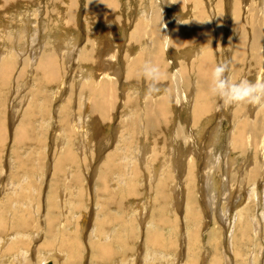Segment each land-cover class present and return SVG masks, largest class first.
<instances>
[{"label":"bare ground","instance_id":"6f19581e","mask_svg":"<svg viewBox=\"0 0 264 264\" xmlns=\"http://www.w3.org/2000/svg\"><path fill=\"white\" fill-rule=\"evenodd\" d=\"M134 1L139 5L140 17L132 20L129 34H124L125 45L134 52L122 53V34L115 33V29L127 26L130 19L119 20V25L113 23L123 17L120 0H0V14L7 13L21 20L20 36L26 38L21 45L16 44L15 36L8 51L6 47L0 50V87L3 88L0 104H9L8 108L14 110L16 98L27 101L18 118H15L16 110L9 116L10 120L5 110H0L1 153L8 144L7 138H11V148L5 150L7 160L0 162V180H3L0 182L3 189L0 193V257H5L1 262L10 257L19 263L21 254L25 256L24 250L38 240L42 230L40 253L52 258L53 264H81L85 251L89 256L86 253L83 258L92 264H182L184 257L186 264H204L205 256L199 255L200 251L196 255L194 251L195 245L199 246V233L204 229L199 224L204 220L202 224L207 227L208 223L200 213L202 209L207 210L198 197H206L205 205L216 212L222 192L227 191L230 198L237 190L232 189L236 178L245 175L247 182L240 188L248 185V189L250 183L264 177V103L228 105L210 91L211 72L218 62L228 63L227 76L233 81L264 79V0H213L212 7L206 4L211 0ZM40 3H44L48 17H58L60 21L56 24L63 31L50 36V43L47 38L45 42L43 37L39 38V46L29 49L26 44L34 40L30 32L37 33L31 24L33 17L40 13ZM62 3L68 7L59 13L49 8ZM81 5L82 22L87 29L83 41L77 20ZM170 7L173 9L168 13ZM90 23L93 30H89ZM9 27L10 21L1 25L2 30ZM103 32H107L110 39L104 41ZM9 34L5 40H11ZM211 38L214 49L217 47L222 54L219 59L210 47ZM186 46L193 47V51H185L187 58L180 59L175 71L169 72V66H174L175 62L165 55L167 57L172 48L182 51ZM101 51H106V59ZM11 52L15 58L18 56L17 60L6 55ZM145 62L160 67L159 88L163 93L147 94L149 81L142 75ZM74 67H78L74 73L76 83L65 79L67 71L73 73ZM14 75L15 79L24 81L22 87L27 95L22 96L20 90L15 91L10 86ZM67 78L70 80V76ZM56 98L59 99L58 103L55 101L57 105L53 101ZM182 112L185 119H176ZM223 116L229 128L224 133L218 128ZM96 119L105 120L109 125L114 121V142L104 155L89 149V138L85 135L82 140L78 139L75 150L66 138L65 145H58V154L52 141L49 145L45 143V136L48 139L51 136L50 127L62 129L61 133H68L70 137L73 133L81 135L88 125L94 126ZM45 150H50L51 162H48L50 157L46 160ZM239 158L241 162L230 168ZM218 165L225 168L221 170ZM216 170L224 173L218 190L213 185L216 179H212ZM43 172H49V177L43 179ZM196 180L200 191L195 190ZM79 189V194L72 196ZM260 189L262 196L257 198L263 199L260 219L256 223L251 217L250 225V220L245 221L240 216L241 225L235 226L240 232V242L251 238L246 231L257 237L264 234V184ZM248 191L253 193V187ZM148 195L151 196L149 206L154 203L155 207L149 218L143 214V225L142 219H138L141 234L138 232L136 236V212L140 213L142 207L146 212L147 206H143L147 203L144 202L140 208L136 200ZM92 200L94 220L87 243L83 244L78 233L85 230L84 215L82 212V216H77L76 212ZM40 208H45L41 214L43 219H36L34 212ZM70 208L74 209L71 214ZM181 210L183 228L174 216ZM204 214L209 215L208 211ZM179 226L181 237L177 234ZM227 229L223 228V235L231 242L230 238L233 241L236 234L231 235L232 227ZM172 231L176 236L171 237ZM216 231L208 227L210 240ZM257 246L258 254L254 251L249 254L247 264L258 263L254 256L263 258L264 245L262 247L261 242ZM223 258L227 263L228 256L223 255ZM220 259L212 257L207 264H221Z\"/></svg>","mask_w":264,"mask_h":264},{"label":"rangeland","instance_id":"374dc122","mask_svg":"<svg viewBox=\"0 0 264 264\" xmlns=\"http://www.w3.org/2000/svg\"><path fill=\"white\" fill-rule=\"evenodd\" d=\"M121 2H122V7H121V12H122V14H123V17H121V18H116L114 21H113V23H115V24H117V25H119V20L121 21H125V19H130L129 21H127L126 23H127V26H123V28H122V26L121 27H118V28H116L115 29V33H119V34H122V35H120V39L123 41V42H120L124 47H122L121 46V50L120 51H122V53H125V52H130V53H132V52H134L133 51V49H131V51H129V48H128V46H126L125 45V43H126V41H127V39H126V36L124 37V34H129V30H130V26H132V20H135L137 17L139 18L140 16H139V14H138V12H139V5H137L138 3H136L134 0H129V1H132V2H129L128 0V2L127 3H125V1L124 0H120ZM123 3L125 4V5H123ZM206 4H208V5H210L211 7L213 6V0H211V2L209 1V2H206ZM40 5H42V6H40ZM44 5V3H40L39 5H38V8L40 9L39 11H40V13L39 14H36V17H33V19H34V22L31 24V26L34 28V29H36V31H37V33H36V35L34 34V33H32V32H30V38H33L34 40H30L31 41V43H30V41H28V43L26 44L28 47L27 48H29L30 49V47H32V48H34V46L35 45H38L39 46V38H41V37H43V39H44V42H45V40H46V38H47V42L49 41V43H50V39H51V37L50 36H54V35H56V33L57 32H60V31H63L61 28H60V26H57V24H56V21H57V19H58V17L57 16H54L53 18H52V16L51 17H48L47 15H46V13H45V5ZM66 7H65V6ZM68 4H65V3H62V7L60 6V5H58V6H55L54 7V5H50L49 6V8H54L55 10H57V12L59 13V11L60 10H62V9H66L68 6H67ZM135 5H137V7L135 6ZM124 6V7H123ZM132 6V7H131ZM79 10H78V12L77 13H79L78 15H79V17H78V15H77V20L79 21L78 22V27H79V31H80V36H82L81 37V40L83 41V40H85V36H86V28H85V25H84V23L82 22V19H83V11H81L82 10V5L81 6H79ZM136 8V9H135ZM139 8V9H138ZM126 9V10H125ZM129 9L131 10V11H129ZM138 9V10H137ZM173 9V7H170L167 11H168V13H171L170 11ZM208 9V8H207ZM125 10V11H124ZM135 10V11H134ZM174 10H175V8H174ZM81 11V12H80ZM126 11H128V12H126ZM176 11V10H175ZM177 12H178V10H177ZM191 12V11H190ZM173 13V12H172ZM130 14V15H129ZM135 14V15H134ZM83 15V16H82ZM132 15H134V16H136V17H133ZM9 15L6 13V15H1L0 14V40L2 41V43H1V41H0V50L1 49H4L5 50V47H6V51H8L9 50V48H11L12 46H13V43H11V41H13V39H14V37L16 36V39H15V42H16V44H23L24 43V41L26 40V38H24L23 36H20L21 34H22V32H21V30H22V28H18V26L21 24V20L20 21H18V20H16V18L14 19L13 17H8ZM50 16V15H49ZM126 16V17H125ZM212 16V17H211ZM210 16V20L211 19H213V15H211ZM31 19H32V17L31 16H29ZM10 18V19H9ZM124 18V19H123ZM135 18V19H134ZM9 19V20H8ZM18 19V18H17ZM91 20V19H90ZM10 21V27L7 29V30H5V29H1V25L4 23V24H7V22H9ZM58 21H60V20H58ZM58 21H57V23H58ZM92 21V20H91ZM116 21V22H115ZM47 22L49 23V24H47ZM124 23V22H123ZM211 23H212V20H211ZM59 24L61 25L62 23L61 22H59ZM22 25H23V22H22ZM207 27H209L208 26V24L206 25ZM22 27V26H21ZM127 27V28H126ZM32 28V29H33ZM92 28V26H91V23H90V29L89 30H93V29H91ZM96 29H98L99 30V28H96ZM128 29V31H126ZM10 30V31H9ZM52 30V31H51ZM60 30V31H59ZM124 30V31H123ZM228 29H226L225 31H227ZM10 32V34H9V32ZM122 31V32H121ZM71 32V31H70ZM40 33V34H39ZM52 33V34H51ZM55 33V34H54ZM105 33V34H104ZM9 34V36L10 35H12V36H10V38H11V40H9L8 38H6V40L8 39V41H10V42H8V41H6L5 40V37H7V35ZM103 34H104V36L102 35V37H104V41L106 40V39H110V35L107 33V32H103ZM107 34V36H105ZM33 36V37H32ZM17 38L19 39V40H17ZM50 38V39H49ZM83 38V39H82ZM106 38V39H105ZM49 39V40H48ZM5 40V41H4ZM20 41V42H19ZM125 41V42H124ZM3 42L5 43V44H3ZM17 42H19V43H17ZM22 42V43H21ZM26 42V41H25ZM10 43H11V45H10ZM32 43H33V45H32ZM32 45V46H31ZM4 46V47H3ZM3 47V48H2ZM7 47H8V50H7ZM211 49H212V52L215 54V51H216V56L218 57V59H219V56H220V54H221V52H219V50L217 51L216 50V48L214 49V45H213V39L211 38ZM185 48H186V50H185ZM185 48H183L182 49V51L181 50H177V49H175V48H172V50H170V51H168V54H167V57H166V55H165V58H167V59H170V58H172L171 60H173L174 62H175V65L174 66H172V67H170L169 66V72H174L175 71V69H176V67H177V62L180 60V59H185V58H187V56L185 55L186 54V52H188V53H190L191 51H193V47H190V46H186ZM14 49V52L15 53H17L16 52V48H13ZM12 49V50H13ZM186 51V52H185ZM102 52V51H101ZM106 52V51H105ZM101 53V55L102 54H104V57H103V59H106L107 58V54L106 53ZM177 53V54H176ZM187 53V54H188ZM219 53V54H218ZM223 53V52H222ZM229 52H226V54H228ZM98 54H100V53H98ZM170 54V55H169ZM7 56L9 55V58H13V59H16L17 60V58H18V56L15 58V55H14V53L13 52H11L10 54L9 53H7L6 54ZM106 55V56H105ZM181 55V56H180ZM222 55V54H221ZM178 56V57H177ZM223 56H225V53H223ZM191 59V58H190ZM189 59V60H190ZM188 60V61H189ZM185 62V64L184 65H186V66H184V71H185V67H188V63L189 62ZM177 64V65H176ZM18 68V67H17ZM17 68H15L16 70H17ZM175 68V69H174ZM16 70H14V71H16ZM78 70V67L77 68H73V73L72 72H70L69 73V71H67V73H68V75L67 74H65V76H67V77H69L70 76V80H69V78H67V77H65V79H68V81H74V83H76V81L78 82V80H77V76L76 77H74L75 75H74V73H76V71ZM171 70V71H170ZM75 71V72H74ZM16 73H17V71H16ZM15 76L16 75H14V79L12 80L11 79V81H10V86H13V89H15V91L16 90H20L19 91V93L20 94H22V96H25V95H27L26 94V92H24V87H22V85L24 84L23 82L24 81H20V80H18L17 79V77H16V79H15ZM72 78H74V79H76V80H74V79H72ZM18 80V81H17ZM239 80V79H238ZM237 81V80H236ZM13 82V83H12ZM13 84V85H12ZM17 84V85H16ZM1 86V85H0ZM16 86V87H15ZM0 89H3V88H1L0 87ZM161 91H159V92H161V93H163V90L162 89H160ZM1 92H2V90H0V94H1ZM28 92V91H27ZM157 94V93H156ZM29 95V94H28ZM63 97V96H62ZM16 98V97H15ZM54 101V103H55V105H57V103H58V101H59V99L58 98H56V100H53ZM53 101H52V103H53ZM57 103H56V102ZM26 102L27 101H23V102H21L20 100H17V98H16V100H14V104H15V109L13 110H10V108H8L9 107V104H6V103H2V104H0V110H2V111H4V113L7 115V117H8V120H10V118H9V116H11L12 117V114H13V112L15 111L17 114L15 115V118H18L19 116H21V114L23 113V107H24V105L26 104ZM24 103V104H23ZM4 104H6V109H5V107H4ZM11 107H13L12 105H10ZM3 107V108H2ZM11 111V112H10ZM11 113V114H10ZM18 115V116H17ZM224 118V119H223ZM176 119H180V120H184L185 119V113H183L182 112V116L180 115V117L179 118H176ZM112 120V119H111ZM110 120V121H111ZM226 120L225 119V117L223 116L222 117V122L220 123V125H219V130H220V128H221V130L220 131H223V133L225 132L224 130H228L229 128H228V123H227V121H224ZM108 122L106 121L105 122V120H103V122H101V121H99V120H95V123H94V126H92V125H88L87 126V128H86V132L84 131H82V134L81 135H78L77 133H73L74 135H72V137H71V135H70V137H68V133L66 134V133H61L62 132V129H61V131L60 130H58V129H55V130H52L53 128H49V130L51 131V133H50V135L51 136H49V138L50 139H48L47 138V135L45 136V134H44V136H45V143L47 142V145H49V143H50V141H52V144L54 145V147H56L57 148V150H56V153L58 154L60 151H59V148L62 146V145H65V143H66V138H69L70 139V141L72 142L71 144H72V146H73V148H74V150L76 149V143H77V141H78V139H80V140H82V138H83V136L85 135L86 137L88 136V138H89V149H91L93 152H97V153H99V152H103L102 153V155H104L105 154V151L106 150H108V149H110L111 147H112V145H113V142H114V121L112 120V122H111V126L109 125V124H107ZM99 124V125H98ZM108 126H110V127H108ZM113 129V130H112ZM48 130V133L50 132ZM57 130V131H56ZM80 131V130H79ZM99 131V132H98ZM58 132H60V134L58 133ZM98 132V133H97ZM80 133V132H79ZM222 133V132H221ZM58 134V135H57ZM66 134V135H65ZM88 134V135H87ZM61 135V136H60ZM10 136V135H9ZM54 136L55 137H57V138H54ZM59 136V137H58ZM66 136V137H65ZM78 136V137H77ZM74 137V138H73ZM81 137V138H80ZM86 137H84V140H85V138ZM52 138V139H51ZM65 138V139H64ZM10 137H8L7 138V142H8V144L6 143V149H10L11 148V146H10ZM60 139V140H59ZM59 142H57V141ZM61 140H64V142L62 141V142H60ZM56 143V144H55ZM51 144V145H52ZM61 146H60V145ZM82 144H84V143H82ZM81 144V145H82ZM35 145V144H34ZM34 145H33V147H34ZM60 147H59V146ZM10 146V147H9ZM83 146V145H82ZM8 147V148H7ZM84 147H85V144H84ZM55 148V149H56ZM88 148V147H87ZM218 148H219V146H218ZM5 149V150H6ZM94 149V150H93ZM3 151H2V153L0 152V162L2 163V161L3 160H7L6 159V157H5V150L4 149H2ZM26 151H28V150H26ZM42 151H43V148H42ZM78 151V150H77ZM88 151V150H87ZM90 151V150H89ZM225 151V149L224 150H222V152H224ZM47 152V153H46ZM55 153V154H56ZM45 154H46V160L48 161L49 160V157H50V160L48 161V162H51L52 161V156H50L49 154H50V150H49V152L48 151H46L45 150ZM88 154H86V156H87ZM96 156V155H95ZM236 157H239V156H236ZM88 158H89V156H88ZM100 158V157H99ZM238 161V162H237ZM241 162V159L239 158V159H236L235 160V163L232 165V166H230V168H234L235 167V165H237L238 163H240ZM182 165V164H181ZM219 165H220V163H219ZM218 165V166H219ZM199 166V165H198ZM219 168L222 170V169H224L225 168V166H224V168H223V166L221 165V166H219ZM198 171H199V169H198ZM44 173V172H43ZM214 173L215 174H213L212 175V179L214 178V179H216L217 181H219V182H217L216 180H214L213 181V185L215 184V186L214 187H216V189L218 190V189H221V183H220V178H221V176H222V174H224V173H221L220 172V170H216V171H214ZM198 174V173H197ZM221 174V175H220ZM46 175H47V177H46ZM229 175H230V172H229ZM2 176V175H1ZM214 176V177H213ZM49 177V172L47 173V174H45L44 173V178L43 179H46V178H48ZM219 177V178H218ZM245 177V178H244ZM241 178V179H240ZM240 179V180H239ZM246 179V176L244 175V176H242V177H239V178H236V181H234V184L232 185V189H236L237 188V190L235 191V192H233V194H232V196L230 197V198H228V194H227V191H226V193L224 194L223 192H222V196L220 197V198H218L219 199V201H217V204H216V206H215V209H216V212H214V210L213 209H211V208H209V207H207L208 206V204H207V206L205 205V202H206V197H203L202 198V196H200V197H198L199 198V202H201L203 205H204V207H205V209L208 211V213H209V215H205L204 213L205 212H207V211H205V210H203L202 208V210H200V213H201V215L203 216V218L207 221L208 220V223H207V227H204V225L202 224V223H204L205 221L203 220V222L201 223V224H199V226H201V229H203L202 230V232H200L199 233V236H198V247H196V245H195V248H197V249H194V251H195V253H196V255H198L199 254V251H200V254L199 255H201V254H203L204 256H205V261H204V264H207L208 263V261L212 258V257H218L220 260H221V264H247V262H248V255L249 254H253V251L254 252H257V244H260L261 242H262V247H263V245H264V243H263V240H264V234L262 235V233L259 235V237H257V236H255L254 235V233L253 232H248V231H246V235L248 236V237H251V238H248V239H246L245 241L246 242H244V239H242V241L240 242V239H239V235H240V232L236 229V225H241V223H240V221L243 219V220H245V221H248V220H250V221H248V222H250V225L252 224L251 222L253 221V219H255V221H256V223L258 222V220L260 219V211H261V209H260V206H263V204H261L262 203V201H263V199H261V200H258L257 198H261V196H262V193H261V186H262V184H264V177H262V178H257L255 181H253L252 183H250V184H252V185H250V187L248 188L249 190H251L252 189V187H253V193H250V191H248V189H246L247 187H248V185L244 188V189H241L240 187H241V185L242 186H244L245 184H246V182H247V180H245ZM1 181H3V180H0V182ZM216 182H217V184H216ZM238 182V183H237ZM139 183H140V181H139ZM197 183V184H196ZM236 183V184H235ZM238 184V185H237ZM254 184V185H253ZM238 187H237V186ZM255 186V187H254ZM35 188H36V186H35ZM243 188V187H242ZM37 189V188H36ZM198 189V191H200V187H199V181L198 180H196V182H195V190H197ZM239 189H241L240 191H239ZM141 190H143L142 188H141ZM3 191V189H2V186H0V193ZM79 191H80V189L79 190H77V192H75L74 194H72V196H77L78 194H79ZM260 191V192H259ZM249 192V193H248ZM258 192L260 193V194H258ZM235 193V194H234ZM198 194H201V193H198ZM149 195H153V193H150ZM149 195L148 196H146L144 199H142L141 198V200H140V202H139V200H136L138 203H140V208L142 207V205L143 204H145L146 202V204L145 205H143V206H146V212H145V207H142L141 208V210L142 211H140V213H138L139 211H137L136 212V219H135V235L137 236L138 235V232H139V234H141V230H139L140 229V227L138 228V226L140 225V220H138V219H142L141 220V223H142V225H143V218L142 217H144L145 216V214H147V218H149L150 216H149V214H150V212H151V214H152V209H153V207H155V204L154 203H151V206H149V203H150V198H151V196L149 197ZM227 195V196H226ZM233 195H235V196H233ZM251 195V196H250ZM253 195V196H252ZM261 195V196H260ZM251 198H250V197ZM256 198V199H255ZM58 199H59V197H58ZM225 199V200H224ZM100 200H103V199H100ZM143 200V201H142ZM223 200V201H222ZM258 200V201H257ZM149 201V202H148ZM204 203H203V202ZM98 202H101V201H99L98 200ZM145 202V203H144ZM143 203V204H142ZM98 204V203H97ZM219 204V205H218ZM237 205H239V206H237ZM241 205V206H240ZM247 205H248V207H247ZM97 206H99V205H97ZM221 206V207H220ZM41 207H42V204H41ZM94 201L92 200V201H89V202H87V205L84 207V208H82V210L81 211H77L76 213V215L78 216V215H80V216H82V212H83V215H84V225H85V230H83L82 232H80V233H78V235L80 236H78L79 238H81L80 240H81V242L84 244L85 242L87 243V238H88V235L87 234H89V232H90V230H91V224H92V222H93V220H94V213H93V211H94ZM101 207V206H100ZM243 207H244V209H243ZM135 208H137V207H135ZM149 208V209H148ZM217 208L219 209L218 210V212H217ZM223 208V209H222ZM247 208H248V210H247ZM254 208V209H253ZM44 209V210H43ZM40 208V210H36L35 212H34V217L36 218V219H39V218H42L43 219V217H42V211L44 212L45 211V208ZM96 209H98V208H96ZM138 209V208H137ZM144 209V210H143ZM243 209V210H242ZM251 209V210H250ZM70 210H72V211H70V214H71V212H74V209L73 208H70ZM136 210V209H135ZM148 210H150V211H148ZM112 211H113V209H112ZM148 211V212H147ZM238 211V212H237ZM223 212V213H222ZM249 212V213H248ZM40 213V214H39ZM81 213V214H80ZM179 213V214H178ZM217 213V214H216ZM139 215V217H138V215ZM143 214H144V216H143ZM239 214V215H238ZM244 214V215H243ZM246 214V215H245ZM184 214H183V211L181 210V212H177L176 214H174V216H177L178 217V219H179V221H181L180 222V224L182 225V228H183V226H184V221H183V216ZM243 216V218L242 217H240V216ZM141 216V217H140ZM149 216V217H148ZM246 216V217H245ZM257 216V217H256ZM253 219H252V218ZM92 219V220H89V219ZM242 218V219H241ZM214 219V220H213ZM235 219V220H234ZM248 219V220H247ZM258 219V220H257ZM138 220V221H137ZM234 220V223H232V221ZM87 221H90V223L89 222H87ZM92 221V222H91ZM182 221H183V224H182ZM151 221H149V222H147V223H150ZM215 222V224H213V223ZM260 222V221H259ZM229 223V224H228ZM138 225V226H137ZM137 226V227H136ZM214 226V227H213ZM218 226V227H217ZM256 226H257V224H256ZM208 227L210 228H212V230H217L216 231V234L214 233V237H212V239L210 240L209 239V237H208ZM216 227H217V229H216ZM224 227H226V229H227V231L228 230H230V228L232 227L233 229H232V232H231V235L233 236L234 234H236V237H234V238H236L237 240H235L234 238H233V241H232V237L230 238V240H231V242L229 241V239L227 240V238L226 237H224V235H223V228ZM182 228H181V226H179V228H178V232H177V234H178V236L180 235V232H181V230H182ZM263 228V227H262ZM180 229V230H179ZM200 229V230H201ZM252 229V228H251ZM164 230V229H163ZM207 230V231H206ZM263 230V229H262ZM204 231V232H203ZM219 231H221V232H219ZM236 231V232H235ZM252 231H253V229H252ZM175 231H172V235H171V237L174 235V236H176V232L174 233ZM239 232V233H238ZM248 232V233H247ZM42 233V234H41ZM41 233H39L38 234V240H34V241H30L31 243H33V244H31V246L30 247H28V249H25L24 250V253H25V256L23 257V259L21 260L20 259V261H19V263H17V262H14L13 260H11V258L10 257H8L7 258V260L4 262H1L0 261V264H21V263H24V262H27V264H53V259L52 258H47V257H45V256H42V254L40 253V246H39V244L41 243V237H43V231L41 230ZM218 233V234H217ZM220 234V235H219ZM173 236V237H174ZM219 236V237H218ZM179 237H181V236H179ZM216 237V238H215ZM218 237V238H217ZM262 237V238H261ZM215 239V240H214ZM216 239H219V241L218 240H216ZM260 239H261V242H259L260 241ZM181 240V239H180ZM212 241H214V243L212 242ZM217 241V242H216ZM227 241V242H226ZM37 242H39L38 244H37ZM229 242H230V244H229ZM235 242H238V243H235ZM211 243V244H210ZM244 243V244H243ZM37 244V245H36ZM216 244V245H215ZM220 246H219V245ZM20 245H22V246H24L23 244H20ZM232 246H235V247H232ZM201 247V248H200ZM36 248H38V249H36ZM176 249H178V245H176L175 246V250ZM217 249V250H216ZM254 249V250H253ZM235 250V251H234ZM242 250V251H241ZM250 250V251H249ZM179 251V250H178ZM232 252H233V255H232ZM237 254H236V253ZM264 252V251H263ZM88 254V256H89V252H86L85 251V254ZM230 253V254H229ZM246 255H245V254ZM248 253V254H247ZM41 254V255H40ZM85 254H83V256L85 255ZM257 254H258V252H257ZM28 255V256H27ZM220 255H221V257H220ZM223 255L225 256V255H227L228 256V260H227V263H225V261H223L224 260V258H223ZM264 255V254H263ZM1 256V255H0ZM38 256H39V258H38ZM41 256V257H40ZM83 256H82V258H81V261H83L81 264H89V262L92 264V261H89V259L87 260V259H84L85 257H86V255H85V257L83 258ZM230 256V257H229ZM26 257V258H25ZM236 257V258H235ZM238 257V258H237ZM255 258H257L256 260H255V262L257 261L258 263L257 264H261L262 262H263V260H264V256H263V258L260 256V255H258V256H254ZM261 257V258H260ZM5 257H0V260L1 259H4ZM40 258H41V262H40ZM45 259V261H44V259ZM231 258V259H230ZM244 258H246V259H244ZM234 259V260H233ZM240 259V260H239ZM236 260V261H235ZM237 260H238V263H235V262H237ZM183 261V262H182ZM181 262H182V264H186V262L185 261H187V260H185V257L183 258V260H182ZM246 261V262H245ZM262 261V262H261ZM35 262H37V263H35ZM94 262V261H93ZM25 264V263H24Z\"/></svg>","mask_w":264,"mask_h":264},{"label":"clouds","instance_id":"9594fccd","mask_svg":"<svg viewBox=\"0 0 264 264\" xmlns=\"http://www.w3.org/2000/svg\"><path fill=\"white\" fill-rule=\"evenodd\" d=\"M227 72L228 63L226 61L218 62L214 65L211 72L210 91L212 94L221 98L228 105L235 103H264V79L250 81L247 78H241L233 81L228 78ZM142 75L149 81L147 94L158 93L160 91V67L151 62H145ZM20 259H23V254H21Z\"/></svg>","mask_w":264,"mask_h":264}]
</instances>
